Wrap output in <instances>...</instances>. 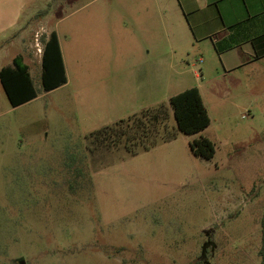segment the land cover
Returning <instances> with one entry per match:
<instances>
[{
	"label": "rangeland",
	"instance_id": "1",
	"mask_svg": "<svg viewBox=\"0 0 264 264\" xmlns=\"http://www.w3.org/2000/svg\"><path fill=\"white\" fill-rule=\"evenodd\" d=\"M84 5L123 14L126 0H0V54L16 36L0 69L23 56L40 91L14 108L0 82V264H262L264 59L227 76L215 59L214 79L203 76L199 49L177 39L178 0H158L157 94L124 103L119 73L45 93L29 44L42 28L63 37L73 17L60 19ZM194 86L211 123L188 135L170 99ZM162 104L170 141L163 134L129 149L91 136ZM202 138L211 159L191 149Z\"/></svg>",
	"mask_w": 264,
	"mask_h": 264
},
{
	"label": "crops",
	"instance_id": "2",
	"mask_svg": "<svg viewBox=\"0 0 264 264\" xmlns=\"http://www.w3.org/2000/svg\"><path fill=\"white\" fill-rule=\"evenodd\" d=\"M178 2L180 10L176 16L182 18V23L177 39L183 45L199 49L207 62L201 67L203 76L213 77L214 70L218 72V67L208 66L209 61L215 59L220 60L224 76L242 69L248 63L264 59V0ZM157 5L158 0H126L123 14L104 10L101 15L88 11V6L84 5L60 19L61 22L69 16L73 17L63 37L50 27L51 32H56L60 44L66 84L70 78L81 85L84 79L93 77L95 73H119L117 94L124 103L147 100L148 96L157 94ZM82 11L87 12L79 15ZM1 38L4 39L5 35ZM15 45L16 36L14 41L1 46L0 62L4 59L3 53H8L9 46L13 48ZM196 78L200 79L199 73H196ZM194 87L201 92L200 86ZM111 89L114 91V88Z\"/></svg>",
	"mask_w": 264,
	"mask_h": 264
},
{
	"label": "trees",
	"instance_id": "3",
	"mask_svg": "<svg viewBox=\"0 0 264 264\" xmlns=\"http://www.w3.org/2000/svg\"><path fill=\"white\" fill-rule=\"evenodd\" d=\"M43 41L45 42V51L40 79L43 92L49 93L65 85L67 77L56 32H51L48 39L43 38ZM0 82L14 108L36 99L40 93L33 80L30 67L21 55L14 58L12 66L0 70ZM170 107L177 129L184 134H199L211 123L208 109L198 87H192L171 97ZM169 109L168 106L162 104L156 109L144 110L139 115L126 121H120L111 127H105L91 136H95L96 139L104 137L106 141L109 138L113 145L125 142L129 149L138 142L149 141L144 143L145 148L148 149L156 144V137L159 138L163 134L161 139L164 141L175 138V133L168 131V123L171 118ZM166 133H169L167 137ZM113 137H118V139ZM152 138H154V142L151 141ZM191 149L195 155L205 159H211L215 154L212 142L206 138L194 141L191 144ZM261 239L260 255L262 264H264V217Z\"/></svg>",
	"mask_w": 264,
	"mask_h": 264
},
{
	"label": "built area",
	"instance_id": "4",
	"mask_svg": "<svg viewBox=\"0 0 264 264\" xmlns=\"http://www.w3.org/2000/svg\"><path fill=\"white\" fill-rule=\"evenodd\" d=\"M47 30L40 29L34 35L33 41L29 44L28 52L32 55L33 61L37 62L39 65L42 64V59L45 51V42L43 41V37L48 39L49 36H45L47 34ZM200 63L202 59L199 60Z\"/></svg>",
	"mask_w": 264,
	"mask_h": 264
},
{
	"label": "flooded vegetation",
	"instance_id": "5",
	"mask_svg": "<svg viewBox=\"0 0 264 264\" xmlns=\"http://www.w3.org/2000/svg\"><path fill=\"white\" fill-rule=\"evenodd\" d=\"M75 175H76V173H73V172H71V182H70V186H74V183H75ZM19 261L20 260H17V263L19 264Z\"/></svg>",
	"mask_w": 264,
	"mask_h": 264
},
{
	"label": "water",
	"instance_id": "6",
	"mask_svg": "<svg viewBox=\"0 0 264 264\" xmlns=\"http://www.w3.org/2000/svg\"><path fill=\"white\" fill-rule=\"evenodd\" d=\"M19 264H25V262L23 260H20Z\"/></svg>",
	"mask_w": 264,
	"mask_h": 264
}]
</instances>
